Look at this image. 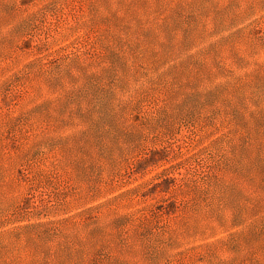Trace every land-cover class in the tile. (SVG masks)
Listing matches in <instances>:
<instances>
[{"label":"rangeland","instance_id":"1","mask_svg":"<svg viewBox=\"0 0 264 264\" xmlns=\"http://www.w3.org/2000/svg\"><path fill=\"white\" fill-rule=\"evenodd\" d=\"M0 264H264V0H0Z\"/></svg>","mask_w":264,"mask_h":264}]
</instances>
